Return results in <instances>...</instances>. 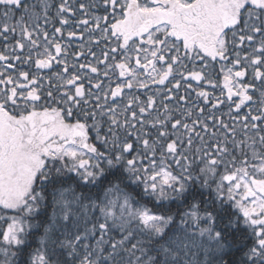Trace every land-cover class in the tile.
<instances>
[{"label":"snow or ice","instance_id":"snow-or-ice-1","mask_svg":"<svg viewBox=\"0 0 264 264\" xmlns=\"http://www.w3.org/2000/svg\"><path fill=\"white\" fill-rule=\"evenodd\" d=\"M0 264H264V0H0Z\"/></svg>","mask_w":264,"mask_h":264},{"label":"trees","instance_id":"trees-1","mask_svg":"<svg viewBox=\"0 0 264 264\" xmlns=\"http://www.w3.org/2000/svg\"><path fill=\"white\" fill-rule=\"evenodd\" d=\"M75 43H78V42H75Z\"/></svg>","mask_w":264,"mask_h":264}]
</instances>
